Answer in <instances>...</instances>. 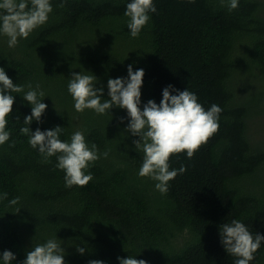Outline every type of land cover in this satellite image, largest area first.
I'll list each match as a JSON object with an SVG mask.
<instances>
[{"label": "trees", "instance_id": "obj_1", "mask_svg": "<svg viewBox=\"0 0 264 264\" xmlns=\"http://www.w3.org/2000/svg\"><path fill=\"white\" fill-rule=\"evenodd\" d=\"M129 2L50 0L46 23L15 47L0 34V67L25 92L31 83L45 94L42 122L34 119L30 129L60 126L62 141L79 130L89 147L109 151L90 163L87 185L65 187V173L55 167L59 153L45 163L21 134L31 105L24 93H11L10 138L0 145V194H8L0 200V264L5 250L16 257L11 264H20L33 245L50 238L61 243L65 264H119L118 257L234 264L237 257L221 244L222 224L239 220L253 236L264 235V142L249 132L264 113V0H238L231 11L230 0H153L157 11L136 38L124 14ZM128 65L145 73L141 110L148 100L159 104L168 85L195 93L205 110L222 109L218 131L192 158L170 157V170H187L168 182L166 194L138 174L144 154L133 144L139 137L125 131L127 110L77 112L67 90L72 72L94 75L103 102L108 79L127 77ZM16 197L18 204L9 206ZM253 255L249 264H264V241Z\"/></svg>", "mask_w": 264, "mask_h": 264}, {"label": "clouds", "instance_id": "obj_2", "mask_svg": "<svg viewBox=\"0 0 264 264\" xmlns=\"http://www.w3.org/2000/svg\"><path fill=\"white\" fill-rule=\"evenodd\" d=\"M2 0L0 2V34L8 37V46L15 47L18 38H28L29 34L48 20L49 13L53 11L50 0ZM63 7L64 4L59 5ZM238 7V0H230L229 10ZM157 11L153 0H131L127 3L125 16L129 18L127 27L133 38L139 36L142 28L148 23L149 13ZM127 77L109 78L107 82L108 99L101 102L104 97L103 87L96 88L94 75L84 72H72L67 90L74 101L77 112L92 109L97 114H105L114 106L126 109L129 123L126 132L138 140H133L136 150L142 151L143 162L139 169L141 177H149L156 181L155 188L161 193L168 192V182L178 173L183 174L187 169L181 165L179 169L170 170L169 159L174 154L187 153L192 158L200 146L208 141L219 129V117L222 109L212 104L208 110L198 102L195 93L187 88L183 91L175 89L172 85L166 86L162 91L159 104L148 100L141 104V86L145 75L143 69L133 71V66L128 65ZM14 84L8 77L4 68L0 67V145L10 138L6 130L7 117L12 113L15 96L11 93H24L22 98L31 105V115L25 116L20 132L29 137V144L33 149H38L44 162L59 153L56 168L63 170L65 187H83L92 180V174L86 173L90 163L103 156L107 158L109 151L99 153L93 143L91 147L85 141L82 131H75L70 141L60 139L64 128L56 126L53 130L41 131L37 128L34 132L29 125L35 119L41 123L42 114L47 105L39 97H44V92L37 84ZM175 92L176 94H172ZM19 121V117L16 118ZM124 118H121L123 122ZM8 194H0V200L7 199ZM19 197L9 201V206L17 205ZM20 209H17L19 212ZM221 244L225 251L235 259L234 264H249L254 259V253L260 248L264 235L256 233L255 236L239 220L224 223L219 229ZM77 252L84 254L85 248L77 246ZM65 251L57 238H50L45 243L33 245L32 250L26 254V259L20 264H65ZM16 259L8 250L2 254L3 264H11ZM119 264H147L143 259L132 257L117 258ZM88 264H104L102 260H90Z\"/></svg>", "mask_w": 264, "mask_h": 264}, {"label": "rangeland", "instance_id": "obj_3", "mask_svg": "<svg viewBox=\"0 0 264 264\" xmlns=\"http://www.w3.org/2000/svg\"><path fill=\"white\" fill-rule=\"evenodd\" d=\"M242 52H244V48L241 49ZM240 87V85H239ZM243 94H239L240 98H243ZM250 135L252 140L256 142H264V113L252 120V123L250 124Z\"/></svg>", "mask_w": 264, "mask_h": 264}]
</instances>
